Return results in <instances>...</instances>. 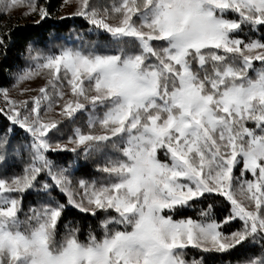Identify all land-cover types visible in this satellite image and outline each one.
Instances as JSON below:
<instances>
[{"label": "snow or ice", "instance_id": "obj_1", "mask_svg": "<svg viewBox=\"0 0 264 264\" xmlns=\"http://www.w3.org/2000/svg\"><path fill=\"white\" fill-rule=\"evenodd\" d=\"M68 4L0 0V264H264V0Z\"/></svg>", "mask_w": 264, "mask_h": 264}, {"label": "trees", "instance_id": "obj_2", "mask_svg": "<svg viewBox=\"0 0 264 264\" xmlns=\"http://www.w3.org/2000/svg\"><path fill=\"white\" fill-rule=\"evenodd\" d=\"M46 2L48 4H50L52 10L54 12H56L59 9V7H60L61 3L63 2V0H46ZM20 12L21 11H19L18 9L12 10L10 12V16L9 15H5L3 13H0V23H5L6 22L9 25V27H11L12 25H20V26H22V30H23L24 33L35 34V33H38V32L41 31L40 29H35V28L32 27L33 22L30 21L31 17H32L31 15L21 16ZM21 21H23L24 23H22ZM64 23L67 25V27H63L62 26L60 28V31L63 32L64 35L68 34V29L69 28L79 29L83 25V21L79 20V19H76L75 21L72 20V19H68V20H65ZM55 31H56L55 28L49 26L48 30L45 31L43 33V35L47 36V35H49V33H54ZM20 34H21L20 32H15L14 33V38L19 37ZM73 35H75V33H73ZM18 54H19L18 45L11 47L9 52H8L9 61L16 62V63H21V61H17L16 60V57L18 56ZM8 85H9V81L2 74H0V86H8ZM66 130H67V127L64 129V131H66ZM70 155H71L70 153H65L64 154V156L66 158L70 157ZM21 164H22V161H20L19 159L16 160L14 162V164L12 165V169L16 170L17 166H19ZM95 174H96L95 173V169H94L92 163L88 162V163L82 165L81 170L76 173V176L79 177V176L83 175L85 177H88V176H94ZM35 199H36V193L31 192V193L27 194L24 197V203H25V205H28L30 202H32ZM69 214L72 215V216H76L77 218H79L82 215V214L76 212L74 209H69ZM190 214L195 215V212L193 211ZM84 219L88 223H94L91 220L90 216H85ZM81 238H83V235H82Z\"/></svg>", "mask_w": 264, "mask_h": 264}, {"label": "rangeland", "instance_id": "obj_3", "mask_svg": "<svg viewBox=\"0 0 264 264\" xmlns=\"http://www.w3.org/2000/svg\"><path fill=\"white\" fill-rule=\"evenodd\" d=\"M18 10L21 11L20 9H18ZM73 10H74V6L72 4H68L64 8L59 7V9L55 12V14H56L57 17H60V16H63L66 12L70 13ZM34 19H36V17L32 16L30 21L33 22ZM21 22L24 23L23 21H21ZM42 83H43L42 79H36L34 81L21 82L20 86L21 87H25V88L37 89ZM10 94L13 97H16L17 96L16 89H14V88L11 89L10 90ZM31 94H35V93L33 92ZM18 98L23 99L24 97L20 96ZM2 104H3V99H2V96H0V105H2Z\"/></svg>", "mask_w": 264, "mask_h": 264}]
</instances>
